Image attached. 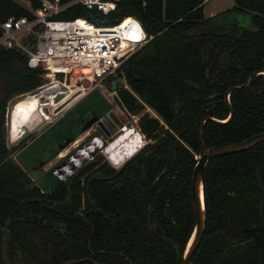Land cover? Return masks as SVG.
<instances>
[{
    "label": "trees",
    "instance_id": "obj_1",
    "mask_svg": "<svg viewBox=\"0 0 264 264\" xmlns=\"http://www.w3.org/2000/svg\"><path fill=\"white\" fill-rule=\"evenodd\" d=\"M202 1L117 0L107 14L74 4L58 16L96 25L133 16L153 35L117 68L124 83L114 77L111 84L153 140L140 151L138 169L127 162L114 186L99 179L85 186L78 176L42 192L10 155L6 107L37 91L44 70L0 46V264H180L194 227L191 176L201 125L205 145L215 147L264 131V73L229 93V121L203 122L226 119V91L264 69V0H234L211 16ZM29 14L16 0H0V21ZM238 14L249 15L248 26L233 19ZM203 197L205 232L191 264H264V141L208 160Z\"/></svg>",
    "mask_w": 264,
    "mask_h": 264
},
{
    "label": "built area",
    "instance_id": "obj_2",
    "mask_svg": "<svg viewBox=\"0 0 264 264\" xmlns=\"http://www.w3.org/2000/svg\"><path fill=\"white\" fill-rule=\"evenodd\" d=\"M116 1L39 0L37 8L29 6V15L9 16L0 21V46L25 54L27 65L30 68L41 67L43 75L53 84L50 86H57L51 102L42 108L56 106V100L62 93L61 85L65 86L67 79L75 74L79 84L77 88L81 91L79 96L48 124L95 89H100L108 97L113 109L130 115L119 103L116 89L108 90L105 80L115 74L126 59L143 48L153 35H148L133 16H127L114 25H96L84 17H58L74 4L107 14L115 8ZM208 1L203 0L202 4ZM127 19L125 28H120ZM83 81L89 85L83 87Z\"/></svg>",
    "mask_w": 264,
    "mask_h": 264
},
{
    "label": "flooded vegetation",
    "instance_id": "obj_3",
    "mask_svg": "<svg viewBox=\"0 0 264 264\" xmlns=\"http://www.w3.org/2000/svg\"><path fill=\"white\" fill-rule=\"evenodd\" d=\"M113 111L118 115L120 113L112 106L108 107L102 116L74 138L61 142L60 147L43 163V170L52 174L57 181L53 189L78 176L81 180H86L85 186H88L92 179L107 180L114 186L117 184L114 180L127 162L133 160L134 168L138 169L140 151L153 143V140L147 138L140 130L138 115H133L137 118L133 120L134 123H130L123 114L119 115L121 121L117 120ZM63 115L47 124L40 133L51 127Z\"/></svg>",
    "mask_w": 264,
    "mask_h": 264
},
{
    "label": "rangeland",
    "instance_id": "obj_4",
    "mask_svg": "<svg viewBox=\"0 0 264 264\" xmlns=\"http://www.w3.org/2000/svg\"><path fill=\"white\" fill-rule=\"evenodd\" d=\"M20 5L25 8H29L28 0H16ZM234 5V0H209L204 4L203 11L205 16L213 15L225 11L227 9L232 8ZM240 25L248 26L249 24V15L247 14H238L234 15ZM116 74V73H115ZM115 74L110 76L108 85L105 83L107 89L112 88V83L118 80L121 83H124L120 77H117ZM68 78L65 86L61 85L62 93L57 98V103L55 107H44L42 109V113H36L32 116L29 123H22L19 130L13 129V120H14V112L18 111L16 107L20 102L27 100L33 95L42 92L50 87L48 79L44 77V84L40 86V88L30 94L24 95L22 97H17L13 99L8 106L6 107V144L10 150V155L14 158L15 161L22 167L24 171L32 178L34 183L40 187L41 191L49 192L51 191L57 184V181L54 177L51 176L50 173H47L43 170V163L54 153L55 149L60 146L59 143L65 139L63 125L66 126V122H60L55 125L52 129L48 131L45 130L42 133L40 131L46 127L49 120L61 112L65 111V107L73 102L77 96L80 94V90L76 78L74 77ZM116 80H115V78ZM89 83L86 85L83 84V87H87ZM50 86V87H49ZM94 95L99 98L100 102L106 105V107H111L112 102L106 97V95L100 90L95 89ZM104 107V108H106ZM115 110L119 111L117 108ZM150 114L154 115V112L150 108H146ZM120 112V111H119ZM113 114L115 118L121 121L120 116L121 113L114 112ZM126 117V120H129L130 123H134L133 120L137 118V116L131 117L130 115H123ZM125 120V118H123ZM58 132H61L59 135ZM67 133V132H66ZM197 155L196 157H198Z\"/></svg>",
    "mask_w": 264,
    "mask_h": 264
},
{
    "label": "water",
    "instance_id": "obj_5",
    "mask_svg": "<svg viewBox=\"0 0 264 264\" xmlns=\"http://www.w3.org/2000/svg\"><path fill=\"white\" fill-rule=\"evenodd\" d=\"M210 47L207 50V54L210 52ZM224 67V57H221V63L215 73L217 76ZM264 73V69H259L254 72H251L246 81L243 84L234 85L230 87L225 93V99L228 106V116L224 120H219L210 116H206L203 119V122L207 119H210L216 123H226L232 117L233 111L232 107L229 103V93L234 89H240L248 85L251 78L257 74ZM83 84L86 85L87 81H83ZM94 91V90H93ZM88 94L84 99L78 102L72 109H70L66 114H64L56 123H54L51 127L47 129H52L55 125L60 122H66V126L63 125V130L65 135V139L63 141H67L68 139L74 138L81 131L86 129L91 123L97 120L100 116H102L108 109L105 104L100 102L99 98L94 95V92ZM213 103H208L205 107L212 106ZM106 107V108H104ZM67 132V133H66ZM61 135V132H58ZM199 139L202 145V153L198 157H196V163L192 170L191 176V205L194 213V227L192 233L182 251L180 257V264H191L193 256L202 240V237L205 232L206 226V212L204 206V197H203V170L207 161L211 158L235 153L242 151L246 148H249L259 142L264 141V131L253 134L242 141L223 145V146H206L203 141V124L200 127ZM61 141V142H63ZM61 145V143H59ZM58 146L55 151L59 148ZM52 176V174H51ZM77 260H68L63 262L62 264H71L76 262Z\"/></svg>",
    "mask_w": 264,
    "mask_h": 264
},
{
    "label": "bare ground",
    "instance_id": "obj_6",
    "mask_svg": "<svg viewBox=\"0 0 264 264\" xmlns=\"http://www.w3.org/2000/svg\"><path fill=\"white\" fill-rule=\"evenodd\" d=\"M127 21L128 19L121 24L120 28L124 29V26L126 25ZM56 90V87H50L42 92L33 95L25 101L20 102L19 105L16 107L18 111L14 112V120L12 126L13 129L16 131L19 130L21 124L24 122L29 123L34 114L39 112L42 113V107L51 102V99Z\"/></svg>",
    "mask_w": 264,
    "mask_h": 264
},
{
    "label": "crops",
    "instance_id": "obj_7",
    "mask_svg": "<svg viewBox=\"0 0 264 264\" xmlns=\"http://www.w3.org/2000/svg\"><path fill=\"white\" fill-rule=\"evenodd\" d=\"M214 15V14H213ZM209 16H211V15H209Z\"/></svg>",
    "mask_w": 264,
    "mask_h": 264
},
{
    "label": "snow or ice",
    "instance_id": "obj_8",
    "mask_svg": "<svg viewBox=\"0 0 264 264\" xmlns=\"http://www.w3.org/2000/svg\"><path fill=\"white\" fill-rule=\"evenodd\" d=\"M138 27V26H137Z\"/></svg>",
    "mask_w": 264,
    "mask_h": 264
}]
</instances>
